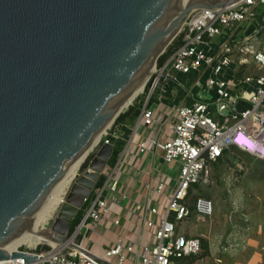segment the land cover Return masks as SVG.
<instances>
[{"label":"water","instance_id":"obj_1","mask_svg":"<svg viewBox=\"0 0 264 264\" xmlns=\"http://www.w3.org/2000/svg\"><path fill=\"white\" fill-rule=\"evenodd\" d=\"M236 1L0 0V262L37 259L5 246L35 230L36 212L66 169L132 104L122 111L189 14ZM114 142L81 165L36 230L43 242L78 248L69 241L72 221Z\"/></svg>","mask_w":264,"mask_h":264},{"label":"built area","instance_id":"obj_2","mask_svg":"<svg viewBox=\"0 0 264 264\" xmlns=\"http://www.w3.org/2000/svg\"><path fill=\"white\" fill-rule=\"evenodd\" d=\"M259 32L264 34V0H238L222 8L195 9L171 42V53L164 63L158 68L156 63L151 91L140 107L136 127L157 126V129L142 138L138 150L159 151L164 161L176 162L179 167L176 183L167 194L164 206L148 207L156 217L144 221L153 229L151 239L137 246L118 238L103 254L93 252L80 242L87 230L95 228L120 198L118 159L104 168L102 181L84 198L82 218L69 240L78 248L48 244V249L37 245L20 249L19 245L17 249L36 255L37 259L27 262L20 257L0 264H104L112 259L115 264H128L131 257L139 264H176L179 258L199 254L202 241L176 230V223L193 216L205 220L213 213L212 201L200 196L194 208L191 207L192 186L211 184V165L230 147L264 160V38L256 48L252 43ZM233 65L232 77H225ZM249 66L254 70L245 73ZM178 75L185 76L190 84L181 83ZM173 84L183 88L191 101L173 100L167 103L165 114L157 113L149 103L154 91L159 87L171 95ZM111 126L93 153L103 143H109L111 137H118L114 123ZM164 184L158 183L159 194Z\"/></svg>","mask_w":264,"mask_h":264},{"label":"crops","instance_id":"obj_3","mask_svg":"<svg viewBox=\"0 0 264 264\" xmlns=\"http://www.w3.org/2000/svg\"><path fill=\"white\" fill-rule=\"evenodd\" d=\"M233 67L234 65L225 73V77H232ZM252 70H254L253 67L249 66L245 69V73H250ZM172 88L174 92L171 95L164 93L159 87L154 91L149 103L157 113L165 114L167 103L173 100L182 103L191 101L190 97L185 96L183 88H176L174 84ZM137 119L138 116L134 122L126 119L114 127L118 135L115 138L114 150L118 152L116 160L120 159L118 178L121 194L117 203L111 206L109 213L95 228H89L85 238L80 240L84 247L95 253L103 254L104 249L118 238H122L125 243H135L137 246L151 239L153 229L147 227L144 221L148 217L153 219L156 217L152 216L148 207L157 204L159 209L162 208L166 203L167 194L178 177V163H167L162 153L154 149L146 152L138 150V143L146 135L154 134L157 126H142L140 130V126L136 127ZM228 149H232V153L235 150L242 151L236 147ZM242 152L246 153L250 159L253 158L251 166L253 173L249 179H264V160L245 151ZM215 162L212 165L215 169L214 179L217 181V187L223 185L220 181L222 175L218 173V169L223 165H226L230 172L233 171L226 175L227 179L229 177L236 181L244 179L245 167L237 158L233 164L227 161L218 164ZM161 182L165 183L162 194L165 193L166 188L169 189L164 203L157 199L159 195H162L156 191L158 183ZM243 192L244 188L240 185H236L231 190L212 193V195H194L191 188L189 198L191 207L194 208L195 200L203 196L212 201L213 213L205 220H198L193 216L184 222L176 223L179 234L196 237L202 241L199 254L179 258L176 264H264V203L258 209L245 210V202L241 197ZM257 194L264 195V190L259 189ZM115 220H119V223L116 224ZM30 246L32 245L29 244ZM46 247V249L49 248V246ZM207 257L210 261H206ZM104 264H115V261L112 259L110 262L105 261ZM128 264L139 263L135 257H131Z\"/></svg>","mask_w":264,"mask_h":264},{"label":"rangeland","instance_id":"obj_4","mask_svg":"<svg viewBox=\"0 0 264 264\" xmlns=\"http://www.w3.org/2000/svg\"><path fill=\"white\" fill-rule=\"evenodd\" d=\"M263 38H264V34L262 32H259L258 35L256 34V38L252 42L253 43V47L256 48V47L260 46ZM157 68H158V65H157ZM155 74H156V71L153 72L149 76V78H148V80L146 82V85L143 88V90L140 89V90H138L137 94L135 93V95L133 96L132 101H131L132 103H134L135 98L138 97L139 95H140V97L141 96H145V99H146V96L151 91V88H150L151 87V82H152ZM178 77H179V81L181 83H184L186 85L190 84V82L185 79V76L178 75ZM130 103H129V105H130ZM112 127H113V124H112L111 128ZM140 130H142V126H140ZM232 155H235V157L240 161V163H242L244 165V167H245V169H244V173H245L244 174V179L242 178L239 181H236L235 179L233 180L230 177H229V179H227L226 175L229 174V173H232L233 171L231 170L232 172H230V170L227 168V166L223 165V166H221L218 169V173H220V175H222V177H221L222 179L220 181H222L221 184H223V185L221 187H217L218 186L217 181L214 179V171H215L214 165H211V173H212L211 186L208 185V184H196V185H193L192 186L193 194L194 195H206V194L212 195V193H218L219 191L226 190V189L231 190L236 185H240V186H242L244 188V192H243L241 197H242V200L245 202V208H246L245 210L258 209L260 207V205L264 203V195L263 194H257L259 189H263L264 190V179H261V180L260 179L259 180L258 179H256V180L255 179L254 180L249 179L250 176H252V173H253V170L251 169V166L253 165V163H252L253 158L250 159V157L246 153H244L242 151H239V150H235V152H233ZM257 164L261 165L258 162H257ZM79 170H80V168H79ZM165 190H166L165 193H163L162 195H159L157 197V199L160 200L163 203H164V199H165L166 193L168 192L169 189L166 188ZM39 242H38V244H35L33 246H30V247L28 245L24 244V243L20 244V249H26V248L32 249L36 245H37L38 248L39 247L42 248V247L48 246V243H46V242H42V241H39ZM208 260L210 261L209 257L206 258V261H208Z\"/></svg>","mask_w":264,"mask_h":264},{"label":"bare ground","instance_id":"obj_5","mask_svg":"<svg viewBox=\"0 0 264 264\" xmlns=\"http://www.w3.org/2000/svg\"><path fill=\"white\" fill-rule=\"evenodd\" d=\"M152 70L154 72L155 68H153ZM146 81H147V77L145 78L144 82L136 90L135 92L136 94L138 90L140 89L143 90ZM135 93L133 94V96L135 95ZM133 96L131 98H133ZM130 102H127L125 106H123L122 111L125 107L129 105ZM109 127L110 125L104 131H102L101 135L97 137L96 141L92 144V146L87 151H90L95 147L98 140H100V138L105 134L106 130ZM87 151L84 152L74 164H72L70 167L66 169V172L63 175V177L59 180L57 185L52 189L50 194L47 196L45 202L42 204L40 209L36 212L34 219H33V223H32L35 230L34 231L31 230V231L24 233L22 236H20L19 238H17L16 240L11 242L7 246H5L6 250H8L9 252H12L16 250L19 247L18 245L20 244L24 243L28 246L29 244L33 246L37 244L39 241H44L45 238H43L41 235H38L36 230L44 229L46 222L49 220V217L56 211L57 207L63 202L65 195L67 193V190L71 182L73 181V178L75 177V175L77 174V171L79 170L82 163L84 162V159L87 155Z\"/></svg>","mask_w":264,"mask_h":264},{"label":"trees","instance_id":"obj_6","mask_svg":"<svg viewBox=\"0 0 264 264\" xmlns=\"http://www.w3.org/2000/svg\"><path fill=\"white\" fill-rule=\"evenodd\" d=\"M171 49H172V45L168 46V49L162 54L160 55V57L158 58L157 62H158V66L162 65L164 63V61L166 60V58L169 56V54L171 53ZM145 100V96H141L140 95L138 97L135 98L134 103L131 104L126 111L122 112L115 120L114 122V126L117 125L119 122H123L126 119H128V121L130 122H134L139 114L140 111V107L143 104ZM94 153H91L86 160L84 161V163L82 164V169L86 168L88 165V161L90 160L91 156ZM117 154L118 152L114 150L113 155L111 156V159L109 161L110 164L114 163L117 159ZM236 159L235 155H232V149H227L224 151L223 155L218 158L216 160L215 163H220L222 161H227L230 164H233L234 160ZM214 164V163H213ZM212 176V173H211ZM212 178V177H211ZM102 179H100L98 182H101ZM83 209H81L79 211V213L76 215V217L73 219L72 221V225H71V230L75 228V226L80 222L81 218H82V214H83ZM44 249H46L47 247H43ZM42 249V248H41Z\"/></svg>","mask_w":264,"mask_h":264}]
</instances>
